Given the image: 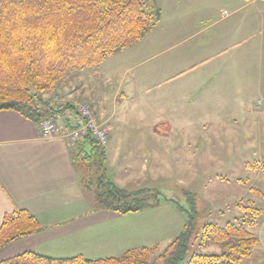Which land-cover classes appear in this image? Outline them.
<instances>
[{
	"label": "crops",
	"instance_id": "obj_1",
	"mask_svg": "<svg viewBox=\"0 0 264 264\" xmlns=\"http://www.w3.org/2000/svg\"><path fill=\"white\" fill-rule=\"evenodd\" d=\"M221 1L230 11L224 10L226 15L221 13L222 18L216 26H226L225 31L230 26L236 27L222 35L225 44L219 48L215 44L210 55L196 61L192 70L196 74L190 79L182 80L185 73L181 71L171 74L169 83L184 82L175 88L177 92L171 87L163 90L162 104H167L165 109L176 110L186 105L184 96L192 94L193 99L189 101L193 100L199 109L210 111L211 124L226 128L225 138L230 154L233 143L241 142L243 151L254 152L262 160L264 0ZM221 22L224 24L219 25ZM243 26H247L244 28L246 36L242 41H233L238 35L229 36L241 31ZM187 86L190 89L188 93ZM81 90L75 89L70 99L89 96L86 89ZM174 94H178V103L173 100ZM121 97L128 98L118 92L116 102ZM90 102L93 104L92 99ZM94 107L111 130L105 165L114 183L130 191L160 188L163 177L169 176V166H164L156 151L160 143L163 146L165 143L168 151L172 132L170 125L158 123L149 126L151 135L138 134L136 129L129 131L125 128L131 122L136 127L143 122L133 119L114 121L115 116L108 113L103 101ZM112 122L119 127L117 134L113 132ZM238 124H245L241 133L230 129ZM216 131L217 138L223 142V137L219 135L224 131ZM230 137L232 140H229ZM217 160L222 159L216 158V165H225L222 161L217 163ZM200 163L201 160L193 162L194 166ZM250 172L253 173L250 181H262L264 188L262 171L250 169ZM81 178V164L75 161V148L67 139L61 136L44 138L37 123L15 111H0V226L6 215L23 209L36 217L43 227L40 233L3 247L0 261L28 252L56 259L121 257L128 251L155 247L165 240L169 241L170 236L177 237L186 223L180 220L179 211L171 201L175 200L174 197L166 198L157 208L138 213L122 215L96 210L95 200L89 198L90 192L84 189ZM206 197L208 201L217 198L211 194ZM255 233L259 245L249 259L252 262L248 263L264 264V215ZM209 246L206 252H216L213 251L215 245Z\"/></svg>",
	"mask_w": 264,
	"mask_h": 264
},
{
	"label": "trees",
	"instance_id": "obj_2",
	"mask_svg": "<svg viewBox=\"0 0 264 264\" xmlns=\"http://www.w3.org/2000/svg\"><path fill=\"white\" fill-rule=\"evenodd\" d=\"M151 0H0V111H15L39 124L55 115L45 107L44 96L53 92L68 74L98 67L108 58L141 42L156 27L161 11ZM70 75V74H69ZM75 161L81 164L82 184L95 191L96 210L117 214L138 213L161 205L159 189L130 191L114 183L106 168V146L92 136L73 145ZM264 174V159L247 164ZM255 167V168H254ZM95 169V178L87 174ZM94 179V180H93ZM264 198V193L251 189ZM187 207L171 200L187 221L174 241L157 254L141 247L121 257L89 260L83 256L50 258L28 252L0 264H243L249 260L259 238L255 231L263 209L238 203L242 216L221 227L201 221L197 196L181 190ZM43 227L27 210L6 215L0 226V250ZM219 245L222 252L188 254ZM157 254V255H156Z\"/></svg>",
	"mask_w": 264,
	"mask_h": 264
},
{
	"label": "rangeland",
	"instance_id": "obj_3",
	"mask_svg": "<svg viewBox=\"0 0 264 264\" xmlns=\"http://www.w3.org/2000/svg\"><path fill=\"white\" fill-rule=\"evenodd\" d=\"M150 4L161 11V18L141 42L113 55L98 67L70 72L53 92L44 96L45 107L47 108V103L72 104L71 102H90L92 99L93 104L97 105L99 101H103L108 113L115 116L114 121H141L143 124L139 127L131 122L125 129H136L138 134L147 136L152 134L149 126L168 123L172 129L168 151L165 143L164 146L160 143L156 151L164 166H169V176L163 177L158 188L161 191L162 204L166 198L174 197L186 208V199L181 190H188L197 196L202 222L215 223L221 227L229 222L236 223L243 215L237 207L238 203L258 209L264 207V198L251 190L254 188L263 191L262 181H250L253 173L250 172L251 168H247L248 163L254 165L263 161V152L260 154L263 159L259 160L258 154L245 152L241 142H234L230 154L229 143L225 138L226 128L214 127L211 124L210 111L207 108L199 109L195 107L193 100L189 101L193 99V95L188 93V86V94L185 92L186 95H183L186 105L176 110H168L165 109L167 104H162L163 90L171 87L177 92L175 88L184 82L169 83L172 73L181 71L180 73H185L182 80L190 79L196 74V71H192L196 67V61L210 55L215 44L219 48L226 43L222 35L236 26H230L225 31L226 26H216V22L222 18L221 13L224 10L230 9L221 0H151ZM222 24L224 23H219ZM245 27L247 26L229 37L238 35L232 40L242 41L246 36ZM78 88L86 89L89 96L70 99V95ZM118 92L124 93L128 98L125 100L121 97L116 102ZM177 95L173 96L175 103H178ZM112 125L113 132L117 134L119 127L114 122ZM244 125L238 124L230 129L241 133ZM216 129L224 131L219 135L223 137V142L217 138ZM216 158L222 159L217 160V163L222 161L225 165H216ZM194 160L195 163L201 160L200 165L194 166ZM255 167L257 170L258 165ZM94 172L93 168L87 174L89 180L97 176ZM94 192L89 193V198L96 201ZM210 194L217 198L208 201L206 195ZM178 215L184 223L187 221L185 213L179 211ZM175 238L170 236L169 241L165 240L151 248H155L156 253L160 254ZM209 247L205 249L208 250ZM214 248L213 251L216 252L212 253L222 252L221 246L215 245ZM205 249L200 250L196 244L186 261L194 253H210ZM245 262L243 264H250L252 261Z\"/></svg>",
	"mask_w": 264,
	"mask_h": 264
},
{
	"label": "built area",
	"instance_id": "obj_4",
	"mask_svg": "<svg viewBox=\"0 0 264 264\" xmlns=\"http://www.w3.org/2000/svg\"><path fill=\"white\" fill-rule=\"evenodd\" d=\"M47 109L50 113H57L38 124L42 137L61 136L75 145L90 135L102 146H107L111 137L110 127L99 118L91 102L47 103Z\"/></svg>",
	"mask_w": 264,
	"mask_h": 264
},
{
	"label": "bare ground",
	"instance_id": "obj_5",
	"mask_svg": "<svg viewBox=\"0 0 264 264\" xmlns=\"http://www.w3.org/2000/svg\"><path fill=\"white\" fill-rule=\"evenodd\" d=\"M69 141V140H68ZM69 143H71L70 141H69ZM72 144V143H71ZM73 145V144H72Z\"/></svg>",
	"mask_w": 264,
	"mask_h": 264
}]
</instances>
